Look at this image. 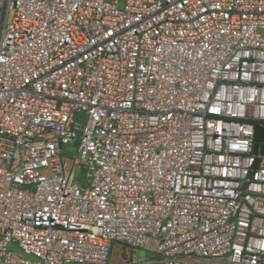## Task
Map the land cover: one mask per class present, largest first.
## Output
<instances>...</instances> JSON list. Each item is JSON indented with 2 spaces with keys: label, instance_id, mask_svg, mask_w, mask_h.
Returning <instances> with one entry per match:
<instances>
[{
  "label": "built area",
  "instance_id": "1",
  "mask_svg": "<svg viewBox=\"0 0 264 264\" xmlns=\"http://www.w3.org/2000/svg\"><path fill=\"white\" fill-rule=\"evenodd\" d=\"M258 127L264 0H0V264H264Z\"/></svg>",
  "mask_w": 264,
  "mask_h": 264
},
{
  "label": "water",
  "instance_id": "2",
  "mask_svg": "<svg viewBox=\"0 0 264 264\" xmlns=\"http://www.w3.org/2000/svg\"><path fill=\"white\" fill-rule=\"evenodd\" d=\"M264 130V128L258 127L257 128V133H256V139L257 140H262L263 138L261 137V132ZM80 144V138H76L75 141L73 142V144L71 145H64L63 146V150L69 152L70 154H76L77 150H78V146ZM264 153V150H263ZM83 173H84V167L82 164L79 165L78 169H77V179L79 181H84V177H83Z\"/></svg>",
  "mask_w": 264,
  "mask_h": 264
},
{
  "label": "rangeland",
  "instance_id": "3",
  "mask_svg": "<svg viewBox=\"0 0 264 264\" xmlns=\"http://www.w3.org/2000/svg\"><path fill=\"white\" fill-rule=\"evenodd\" d=\"M120 247V245H118L117 247L114 248L113 250V254H118L119 250L118 248ZM138 255H139V260L145 264L150 258L153 257V252L152 251H149V250H146V249H140L138 251Z\"/></svg>",
  "mask_w": 264,
  "mask_h": 264
}]
</instances>
